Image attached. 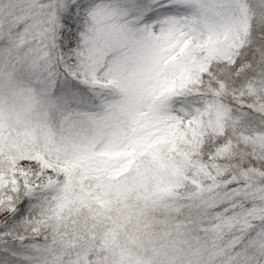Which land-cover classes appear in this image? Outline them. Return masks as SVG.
<instances>
[{"label": "snow or ice", "instance_id": "1", "mask_svg": "<svg viewBox=\"0 0 264 264\" xmlns=\"http://www.w3.org/2000/svg\"><path fill=\"white\" fill-rule=\"evenodd\" d=\"M0 264H264V0H0Z\"/></svg>", "mask_w": 264, "mask_h": 264}]
</instances>
